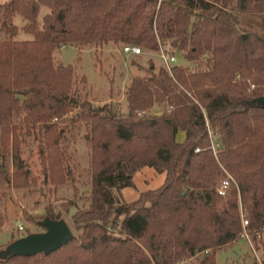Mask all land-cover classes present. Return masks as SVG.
Here are the masks:
<instances>
[{"label": "trees", "instance_id": "1", "mask_svg": "<svg viewBox=\"0 0 264 264\" xmlns=\"http://www.w3.org/2000/svg\"><path fill=\"white\" fill-rule=\"evenodd\" d=\"M42 6L49 12L39 25ZM16 15L32 40L13 39ZM0 36L7 181L29 186L20 148L35 136L44 182L74 191L67 204L76 232L52 253L0 257V264H181L197 255L199 264H216V252L244 231L262 243L264 0H8L0 4ZM67 45H131L182 61L170 70L150 61L141 67L146 75L126 86L123 113L113 97L101 105L86 99L78 89L86 79L55 63V49ZM73 130L87 145L88 166L78 176L65 145ZM145 167L164 174L163 183L125 201L123 190ZM227 175L233 182L220 196ZM45 217L61 219L50 208Z\"/></svg>", "mask_w": 264, "mask_h": 264}, {"label": "rangeland", "instance_id": "2", "mask_svg": "<svg viewBox=\"0 0 264 264\" xmlns=\"http://www.w3.org/2000/svg\"><path fill=\"white\" fill-rule=\"evenodd\" d=\"M8 0H0L4 4ZM49 12L45 6L40 8L37 22L41 25L43 17ZM12 23L18 28V33L14 36L16 41L32 40L33 37L23 32L22 27L25 21L19 15L12 18ZM0 39H5L0 36ZM142 54L138 56L126 57L122 53V46H107L104 49L80 48L74 45H67L56 48L53 54L55 63L58 66H72L78 78L86 79L85 88L78 86L83 91V96L97 104H103L113 97L114 101L119 103L120 111L125 113L127 110L126 101L123 93L131 79L136 76H145V68L149 61L152 62L155 69L164 67V61L161 57L166 53L161 50L159 53L148 52L143 49ZM176 62L182 60L175 55ZM141 67L144 69H141ZM110 80L113 81L110 84ZM112 89L110 95L109 90ZM160 110L156 106L153 111ZM73 134V136H71ZM82 132L73 130V133L67 134L68 141L65 145L68 151L73 155V165L75 166L76 176L80 175L88 166L87 145L81 138ZM38 141L35 136L27 137L25 142L21 143L20 157L27 169L30 184L26 189H15L13 184L7 181V172L11 175L12 161L7 156L4 165V171L0 170V251L7 247L11 242L22 239L23 237L43 232L37 223L45 218L46 209L50 208L54 214L64 219L71 228L73 235H76L73 229L71 217L75 208L68 207V200L73 194L70 186L55 188L48 182H44V172L37 154ZM83 181V178H80ZM164 180V174L157 173L154 169L145 167L133 176L134 188L123 190V199L127 202L135 200L141 192L158 188ZM77 196H85L86 187L76 183ZM82 202H79V206ZM21 226L20 231L18 227ZM264 234L262 235V243ZM262 243L255 245L251 240L241 237L234 244L220 249L215 254L216 264H254V247L257 255L264 253ZM201 256L185 262L184 264H199Z\"/></svg>", "mask_w": 264, "mask_h": 264}, {"label": "water", "instance_id": "3", "mask_svg": "<svg viewBox=\"0 0 264 264\" xmlns=\"http://www.w3.org/2000/svg\"><path fill=\"white\" fill-rule=\"evenodd\" d=\"M259 101L264 104V98ZM38 225L43 228V232L29 234L11 242L0 252V257L9 259L16 256H34L38 253L49 254L73 238V232L64 219L51 220L45 217Z\"/></svg>", "mask_w": 264, "mask_h": 264}, {"label": "built area", "instance_id": "4", "mask_svg": "<svg viewBox=\"0 0 264 264\" xmlns=\"http://www.w3.org/2000/svg\"><path fill=\"white\" fill-rule=\"evenodd\" d=\"M122 53L124 56L126 57H130V56H138L140 54H142V50L141 48L137 47V46H131V45H124L122 46ZM163 61H164V65L165 67L170 70V65L174 62H176V58L171 56V57H166L164 54L161 55ZM55 121V120H54ZM233 182V179L230 175H227V177L222 180L220 182V184L218 185V187L216 188V191L218 193V195L220 196H225L229 187H230V183ZM248 225V222L244 219H242V226L245 227ZM18 229L21 231L22 227L19 226ZM242 237L247 239L248 241L249 239V234L244 231L242 234ZM253 250V254H254V264H264V253L259 256L257 255L254 247H252Z\"/></svg>", "mask_w": 264, "mask_h": 264}, {"label": "crops", "instance_id": "5", "mask_svg": "<svg viewBox=\"0 0 264 264\" xmlns=\"http://www.w3.org/2000/svg\"><path fill=\"white\" fill-rule=\"evenodd\" d=\"M185 139V133L183 131H179L176 135V141L182 143ZM195 258V257H194ZM187 262V261H186ZM185 262L181 263L184 264Z\"/></svg>", "mask_w": 264, "mask_h": 264}]
</instances>
